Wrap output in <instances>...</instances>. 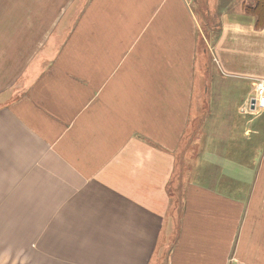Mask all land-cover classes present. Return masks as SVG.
Listing matches in <instances>:
<instances>
[{
	"label": "crops",
	"instance_id": "1",
	"mask_svg": "<svg viewBox=\"0 0 264 264\" xmlns=\"http://www.w3.org/2000/svg\"><path fill=\"white\" fill-rule=\"evenodd\" d=\"M244 1L206 53L192 0H98L114 17L98 38L82 25L75 82L44 79L64 48L43 50V0H0V264H264V111L237 123L242 156L229 145L222 176L174 179L204 57L231 84L221 104L264 80V23ZM168 57L180 76L156 79Z\"/></svg>",
	"mask_w": 264,
	"mask_h": 264
},
{
	"label": "rangeland",
	"instance_id": "2",
	"mask_svg": "<svg viewBox=\"0 0 264 264\" xmlns=\"http://www.w3.org/2000/svg\"><path fill=\"white\" fill-rule=\"evenodd\" d=\"M228 1L231 0H192V6L200 22L202 31L199 38L205 44L206 53L209 52L208 46L210 45V40L212 43L215 41L217 26L220 25L219 15L226 8V5L229 4L227 3ZM54 2L56 3L55 5ZM256 2L257 0L242 2L243 11L249 13L246 10L254 8ZM235 4L230 3V8H233ZM50 6L53 8H50ZM83 11L85 14L81 20L80 17L83 15ZM102 12L103 6H99L98 0H57V2L56 0H43V50L45 51L53 45L56 47L57 52L60 53L64 48L58 61L55 63L59 67L54 68L47 75L43 73V77L46 75L44 79L51 78V80H56L65 77L64 80L70 79L75 82L82 80L81 69L84 62L81 27L85 23V26H89L90 32L92 34L95 33L98 38L100 26H104L105 21L109 24L110 20L114 17L113 10L107 16H104ZM101 17L102 20L99 23ZM75 27L77 29H75L73 35L72 31ZM45 54L46 52L43 53V55ZM41 60L44 64L51 63L50 58L46 60L41 58ZM204 60L206 67L203 68L205 70L203 72V79L205 81L204 86L207 83V89L202 90V92L200 91V95H194L193 103L187 106V112H189L190 117L188 119L186 135L180 142V148L174 154V179H180L181 182H183L182 180L195 181L200 179L199 181L204 183L208 182L210 178L222 176V168L219 161L223 158V155H226L227 147L231 146L236 159L242 156L244 145L242 136L246 127L243 126L238 129L237 123H242L240 122L241 117L246 119L252 118L261 113V111H264V109L252 110L250 108L249 102L255 95V89H251V94L245 104H221V99L226 97V89L229 93H233V91L229 90L231 84L226 80H221L220 77L215 78L216 73L215 69L212 68L211 59L205 56ZM170 63L173 65L174 58L168 57L163 60V63H161L162 68L166 66L168 69L163 70L164 74H157L156 79L171 81L172 76L176 75L177 78L180 76L179 73L174 74L171 71L172 69H169ZM90 65L92 69L97 65H99L98 69L101 67L97 55H91ZM74 67L80 70H73L72 68ZM187 69L189 71V68ZM37 75L40 76V73ZM111 75L108 70L106 74H91L89 80L94 82H98L99 80L108 81L112 77ZM142 75L140 74V76ZM149 75H151L152 79L153 74H147V76ZM187 75L189 77V74ZM28 79H30L29 76ZM212 86L213 88H211ZM214 86L219 89H215ZM78 89H82L81 86ZM185 107L182 106V110ZM171 110L177 112L178 106H172ZM233 129L235 131L231 134V130ZM232 152L230 151L229 153L231 154ZM21 260L24 261L23 258Z\"/></svg>",
	"mask_w": 264,
	"mask_h": 264
},
{
	"label": "built area",
	"instance_id": "3",
	"mask_svg": "<svg viewBox=\"0 0 264 264\" xmlns=\"http://www.w3.org/2000/svg\"><path fill=\"white\" fill-rule=\"evenodd\" d=\"M253 101V103H251ZM252 110L264 109V80L259 81L255 87V95L249 102Z\"/></svg>",
	"mask_w": 264,
	"mask_h": 264
},
{
	"label": "trees",
	"instance_id": "4",
	"mask_svg": "<svg viewBox=\"0 0 264 264\" xmlns=\"http://www.w3.org/2000/svg\"><path fill=\"white\" fill-rule=\"evenodd\" d=\"M247 12L254 14V16L257 18L256 27H260L264 23V0H257L256 5L252 9H247Z\"/></svg>",
	"mask_w": 264,
	"mask_h": 264
},
{
	"label": "bare ground",
	"instance_id": "5",
	"mask_svg": "<svg viewBox=\"0 0 264 264\" xmlns=\"http://www.w3.org/2000/svg\"><path fill=\"white\" fill-rule=\"evenodd\" d=\"M132 80V79H131ZM133 83V82H132ZM135 83V82H134ZM131 85V84H130ZM135 94V93H134ZM131 99V98H130ZM132 101V100H131ZM138 108V107H137Z\"/></svg>",
	"mask_w": 264,
	"mask_h": 264
},
{
	"label": "water",
	"instance_id": "6",
	"mask_svg": "<svg viewBox=\"0 0 264 264\" xmlns=\"http://www.w3.org/2000/svg\"><path fill=\"white\" fill-rule=\"evenodd\" d=\"M251 103H253V101Z\"/></svg>",
	"mask_w": 264,
	"mask_h": 264
}]
</instances>
